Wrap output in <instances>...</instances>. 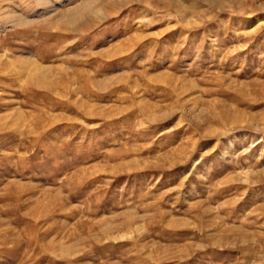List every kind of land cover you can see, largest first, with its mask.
Here are the masks:
<instances>
[{
    "label": "rangeland",
    "instance_id": "obj_1",
    "mask_svg": "<svg viewBox=\"0 0 264 264\" xmlns=\"http://www.w3.org/2000/svg\"><path fill=\"white\" fill-rule=\"evenodd\" d=\"M0 264H264V0H0Z\"/></svg>",
    "mask_w": 264,
    "mask_h": 264
},
{
    "label": "bare ground",
    "instance_id": "obj_2",
    "mask_svg": "<svg viewBox=\"0 0 264 264\" xmlns=\"http://www.w3.org/2000/svg\"><path fill=\"white\" fill-rule=\"evenodd\" d=\"M23 24V23H22Z\"/></svg>",
    "mask_w": 264,
    "mask_h": 264
}]
</instances>
